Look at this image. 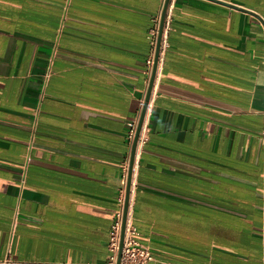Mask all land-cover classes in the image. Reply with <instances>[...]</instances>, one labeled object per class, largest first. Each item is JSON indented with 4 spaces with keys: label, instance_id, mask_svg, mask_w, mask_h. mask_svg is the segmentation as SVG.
Wrapping results in <instances>:
<instances>
[{
    "label": "crops",
    "instance_id": "1",
    "mask_svg": "<svg viewBox=\"0 0 264 264\" xmlns=\"http://www.w3.org/2000/svg\"><path fill=\"white\" fill-rule=\"evenodd\" d=\"M163 0H0V264H107ZM147 264H264V0H169L128 206Z\"/></svg>",
    "mask_w": 264,
    "mask_h": 264
},
{
    "label": "built area",
    "instance_id": "2",
    "mask_svg": "<svg viewBox=\"0 0 264 264\" xmlns=\"http://www.w3.org/2000/svg\"><path fill=\"white\" fill-rule=\"evenodd\" d=\"M153 21H154V25L149 29V37L153 45V53L151 57H149V59L147 60L150 70L153 61V54H154V47H155L159 19H154ZM163 32H164V28H163ZM162 38H163V33H162ZM161 44H162V39H161ZM136 122L137 120L129 123L130 126L129 137L131 141L133 138ZM142 137H143V125L139 134L137 146L141 141ZM122 206H123V198H121L120 200V211L116 216V219L111 227V231L109 234L108 247H109L110 255L107 264H147L148 261L151 259L150 251L146 245L141 244L134 239L133 236L134 234H136V227L129 220L128 212H127V218L124 228V237L122 241L120 259H119V263H117V254L119 249V237H120L121 219H122Z\"/></svg>",
    "mask_w": 264,
    "mask_h": 264
},
{
    "label": "water",
    "instance_id": "3",
    "mask_svg": "<svg viewBox=\"0 0 264 264\" xmlns=\"http://www.w3.org/2000/svg\"><path fill=\"white\" fill-rule=\"evenodd\" d=\"M168 4H169V0H163L161 12L159 15L158 30H157V35H156L152 66H151L148 83H147L146 90H145V95L143 98V102L140 108L139 115L137 117V122L135 125L134 134H133V138H132L131 145H130L128 167H127L124 195H123L122 219H121V229H120V237H119V249H118V254H117V263H119L120 253H121V248H122V241L124 237V228H125L128 206H129V198H130V192H131L132 174H133V166H134L135 155H136V150H137V142H138L139 134H140L143 122H144V117H145V113L148 107L150 94H151V90H152V86H153V82H154V78L156 74L162 33H163L165 16H166Z\"/></svg>",
    "mask_w": 264,
    "mask_h": 264
},
{
    "label": "bare ground",
    "instance_id": "4",
    "mask_svg": "<svg viewBox=\"0 0 264 264\" xmlns=\"http://www.w3.org/2000/svg\"><path fill=\"white\" fill-rule=\"evenodd\" d=\"M129 212V211H128Z\"/></svg>",
    "mask_w": 264,
    "mask_h": 264
}]
</instances>
